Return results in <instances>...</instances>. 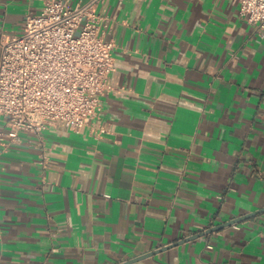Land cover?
<instances>
[{
	"label": "crops",
	"instance_id": "crops-1",
	"mask_svg": "<svg viewBox=\"0 0 264 264\" xmlns=\"http://www.w3.org/2000/svg\"><path fill=\"white\" fill-rule=\"evenodd\" d=\"M43 5L0 0V56ZM238 9L98 4L115 43L98 116L43 130L45 168L37 134L0 140V264H124L172 243L125 264H264V210L183 240L264 208V30Z\"/></svg>",
	"mask_w": 264,
	"mask_h": 264
},
{
	"label": "built area",
	"instance_id": "built-area-1",
	"mask_svg": "<svg viewBox=\"0 0 264 264\" xmlns=\"http://www.w3.org/2000/svg\"><path fill=\"white\" fill-rule=\"evenodd\" d=\"M101 1L44 0L38 12L26 14L22 33L2 36L0 140L8 146L20 142L21 131L37 134L43 168L49 158L43 130L57 122L81 130L98 116L101 95L110 89L115 43L105 37L109 18L97 11ZM233 1L264 30V0ZM108 131L96 127L97 136Z\"/></svg>",
	"mask_w": 264,
	"mask_h": 264
},
{
	"label": "water",
	"instance_id": "water-1",
	"mask_svg": "<svg viewBox=\"0 0 264 264\" xmlns=\"http://www.w3.org/2000/svg\"><path fill=\"white\" fill-rule=\"evenodd\" d=\"M262 210H264V208L259 209V210H256V211H252V212H250V213H248V214H245V215L240 216V217H237V218L230 219V220H228V221H226V222H224V223H222V224H218V225H214V226L208 227V228H206L205 230H203V231H201V232H199V233H195V234H193V235H191V236H189L188 238H185V239H183V240L191 239V238H194V237H198V236H200V235H204V234L211 233V232L216 231V230H220V229L223 228L224 226H228V225L234 224L235 222L241 221L242 219H245V218H247V217H249V216H252V215H254V214H256V213H258L259 211H262ZM183 240H181V241H183ZM179 242H180V241H179ZM179 242H178V243H179ZM174 244H176V243H172V244H169V245H167V246H165V247H163V248H159V249H157V250H155V251L148 252L147 254H144L143 256H139L138 258H134V259H132V260H129V261H127V262H124V264H125V263H129V262L134 261V260H137V259H139V258L146 257V256H148V255L154 254V253H156V252H158V251H161V250H163V249L169 248V247H171V246L174 245ZM122 264H123V263H122Z\"/></svg>",
	"mask_w": 264,
	"mask_h": 264
}]
</instances>
